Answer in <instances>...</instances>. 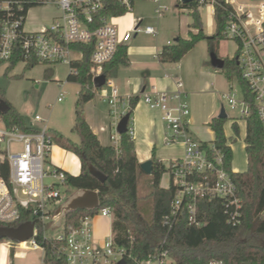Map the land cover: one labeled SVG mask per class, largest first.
Here are the masks:
<instances>
[{
	"label": "built area",
	"instance_id": "built-area-1",
	"mask_svg": "<svg viewBox=\"0 0 264 264\" xmlns=\"http://www.w3.org/2000/svg\"><path fill=\"white\" fill-rule=\"evenodd\" d=\"M126 11L131 10L134 0H117ZM160 15L165 6L160 0H153ZM199 3H213V0H198ZM230 6L223 31L226 39L236 45L233 58L236 59L240 77L245 81L252 94V104L243 94L237 77L229 80V88L222 93L225 103L235 111L239 118L245 120L251 105L264 130V0H225ZM51 5L57 14L50 22L34 30L24 26L25 17L22 11L34 6ZM103 0H0V59L8 60L16 48L24 52V56H34L39 61L48 63H67L70 66L77 50L71 48L73 43L94 41L90 55V74L93 79L102 73L103 65L109 62L117 49L126 44L133 33L144 32L156 34L152 25L141 26L136 22L127 31H120L113 21V16L103 18L102 23L91 28L94 14L102 7ZM27 10V12H28ZM79 52V51H78ZM75 72L74 69H72ZM234 80V81H233ZM182 81H175L173 91L143 92V101L150 108L162 112L167 132L165 142L168 145L181 143L183 155L171 160L167 166L169 183L175 187L169 214L163 218V225L171 227L179 218H185L194 226L203 225L197 208V200L201 197H217L231 207L229 220L237 221L240 200L236 195V186L224 167L223 153L211 142L204 143L193 137L188 126L190 114L186 101L182 99ZM95 88V87H94ZM96 90H99V92ZM99 95L109 104L110 125L114 133L110 135L112 145H119V134L116 126L119 120L129 113V98H121L112 80L106 78L103 86L95 88ZM61 101V97H57ZM34 121L41 122V127L32 124L31 131H23L18 127H8L0 122V223L8 224L20 219L23 209H30V220L35 222L33 235L25 241L7 243L12 249L15 242L22 248L41 250L40 264L43 262V246L35 238L36 224L42 228L46 220L52 222L55 206H59L69 196L61 191L66 186L64 170L51 164L45 165L53 144L52 138L46 134L47 121L40 115H34ZM101 129H104L101 127ZM128 132L133 138L134 131L128 121ZM7 165V178L2 176ZM45 178L50 182L45 183ZM54 206V208H51ZM112 219L109 207L100 208L97 213ZM264 221V211L261 214ZM93 215L84 216L80 227L67 234L61 232L58 240L64 241V256L67 264H115L125 259V250L115 246L112 234L104 243L94 239L91 227ZM46 236V235H45ZM138 264H177L168 250L159 248L149 254ZM210 264H222L212 261Z\"/></svg>",
	"mask_w": 264,
	"mask_h": 264
},
{
	"label": "trees",
	"instance_id": "trees-1",
	"mask_svg": "<svg viewBox=\"0 0 264 264\" xmlns=\"http://www.w3.org/2000/svg\"><path fill=\"white\" fill-rule=\"evenodd\" d=\"M206 3L191 0L187 3L179 1L177 7L187 8L191 17L188 37L178 36L175 40L164 44L156 54L160 62H177L201 39L208 43L209 50L217 53L220 40L225 39V28L229 5L225 0H213V19L215 32L204 35L203 24L199 13V7ZM28 7L22 11L23 18ZM126 12L125 7L117 0H103L102 7L94 14L93 21L89 23L91 28L98 27L103 18L120 16ZM72 49L81 53L80 57L70 63L67 81L80 84V90L74 103V121L72 131L78 136L77 141L62 134L55 128L48 127L46 134L52 138V142L63 149L73 152L80 159V172L76 175L66 173L65 185L75 189H97L99 207L89 211L76 209L69 211L62 219V232H68L80 227V220L84 216L94 215L102 207H109L112 212L111 232L115 246L125 250L127 264H138L149 254L159 248L168 250L177 264H210L218 261L222 264H264V130L251 105L249 115L245 118V152L247 167L243 171H234L231 167L232 151L229 144L233 138L225 136L224 119L214 116L207 125L213 130L214 138L210 142L223 153L224 167L229 172L230 178L236 186V195L240 200L237 221L229 220L231 207L225 205L224 200L217 197H201L197 200L198 214L204 221L201 226L187 223L185 218L177 219L169 227L163 225V218L169 214L171 201L175 194V187L169 183L168 187L160 185V179L168 168L152 155V172L150 174L151 198L150 218L145 220L139 210L137 182L139 168L133 138L128 130L119 134V145H102L97 136L91 130L84 115V105L94 98L95 88L90 74V55L94 47V41L87 43H73ZM23 61L25 68H32L39 63L34 56H24L20 48H16L8 60L6 68L11 70L14 65ZM129 63L126 45H121L113 58L103 65L102 73L106 78L116 75L120 66ZM75 70V72L72 71ZM228 80L236 76L238 84L252 104L253 97L249 89L240 77L239 68L235 58H225L224 67L221 69ZM137 97L129 98L131 114L137 101ZM0 100L5 101L9 109L6 113L0 111V121L8 127H18L23 131H31L33 128L26 124L23 115L4 97V91L0 88ZM232 131L238 135L236 121L232 123ZM207 143L206 141L204 142ZM95 166L105 176V181L90 174L89 165ZM7 165L4 166L2 176L7 178ZM30 220V209H23L19 220L3 224L0 227H18ZM37 234L35 238L43 246L44 264H67L64 256V241L45 236L44 228L36 224ZM5 238H0V240ZM15 264V263H10Z\"/></svg>",
	"mask_w": 264,
	"mask_h": 264
},
{
	"label": "rangeland",
	"instance_id": "rangeland-1",
	"mask_svg": "<svg viewBox=\"0 0 264 264\" xmlns=\"http://www.w3.org/2000/svg\"><path fill=\"white\" fill-rule=\"evenodd\" d=\"M177 0H160L161 4H168L167 10L160 16L155 12L157 4L153 0H135L131 10L126 11L124 14L118 16L125 20L130 18L132 15H143L144 25H152L156 28V35H147L144 33H138L131 42V45L146 47L149 45H158L161 37L166 33L170 34V40H173V37L182 35L187 29H190L187 24L191 22V17L189 14L185 13L183 19L186 22V25L181 27L179 31V16L175 9V3ZM211 6L201 5L199 7V13L203 24V33L208 36L215 32V23L213 19V14L211 12ZM57 11L51 5H41L34 6L30 8L27 12V18L25 21V28L28 30L37 29L41 24L50 22L51 19L56 16ZM182 15H180V18ZM171 30L175 32V36L172 37ZM236 45L232 40L222 39L218 44L217 53L220 57L231 58L235 54ZM187 55L188 58H193L198 60L199 58H204L207 61L208 66L214 70L210 62V53L208 43L205 39H201L189 52ZM73 56L79 57V54H74ZM8 62H3L0 64V88L4 91V97L8 100L12 106H14L24 117L26 124L41 127V122L34 121V115H40L44 120L47 121V124L51 128H57L62 134L71 138L72 140L77 141L78 136L75 132L72 131V125L74 121V103L77 99L78 92L80 90V84L73 81H67V75L70 70V66L67 63L58 62V63H39L32 68H25V63L23 61L17 62L11 70H8L6 66ZM197 65H194L193 62V72L192 76L194 77H204L203 67L199 70ZM220 71L224 73L221 69ZM205 73V72H204ZM188 74L187 71H181L179 77L181 81L184 80L185 76ZM201 75V76H200ZM220 74V81L224 86V92L229 88V83L227 77H224ZM234 81V80H233ZM99 90H96V92ZM61 97V101H57V97ZM99 101L97 96H94L93 102ZM218 111L215 114H219L221 105L224 106L227 117L224 119L225 129H229L232 121L238 118V114L231 110L230 107L225 103L224 98L219 99ZM100 106L107 107L106 103L103 101L98 102ZM187 104L189 107L190 114L188 116L189 120L199 123L202 131H206L205 125H202L200 122L206 121L205 117V107L203 106L202 100L199 101V98L188 94ZM109 106V104H108ZM110 108V107H109ZM199 121V122H198ZM1 122V121H0ZM244 126L242 122L241 126V136L234 138L232 143L233 154H236L238 146L241 145L243 140L242 132ZM193 137L200 139L201 137L194 135ZM203 137H208L204 135ZM54 143L51 146L48 159L45 165L54 164L56 167H61L54 161L53 158V147ZM244 152H240V159L237 160L238 169H242L244 166ZM79 161V159H78ZM234 161V158H233ZM169 177L164 175L163 178ZM147 175L145 173H139L138 182H137V194H138V205L142 217L145 220L150 218V207H151V198L148 196L150 191V183L147 180ZM45 183H49L50 179L45 178ZM61 191L65 192L66 195H71L75 192V188L72 186H61ZM58 206H55L57 208ZM54 208V206H51ZM52 211L51 214H53ZM53 221V220H52ZM100 221V223L98 222ZM97 224L95 229L104 230L106 235L103 236L104 243L106 238L109 236V231L111 227V222L108 217L102 216L101 214H94L91 218V227L93 237L94 228L93 224ZM51 221L46 220V225L44 227V234L48 237H57L62 232V225L56 227H51ZM7 243L10 242L8 239L0 240V264H40L41 250H30L25 249L19 246L15 242V247L9 249Z\"/></svg>",
	"mask_w": 264,
	"mask_h": 264
},
{
	"label": "crops",
	"instance_id": "crops-1",
	"mask_svg": "<svg viewBox=\"0 0 264 264\" xmlns=\"http://www.w3.org/2000/svg\"><path fill=\"white\" fill-rule=\"evenodd\" d=\"M179 1L181 0H177V2L175 3V9L179 16L178 28L180 31L181 27L186 25V22L183 19L184 18L183 15L185 13L189 14V10L187 8L177 7V3ZM208 4L211 6L210 8L213 14V10H214L213 5L211 3H206L204 5H208ZM162 5L165 6L164 11H166L167 5L166 4L165 5L162 4ZM164 11L162 12V14L164 13ZM180 15H182L181 18ZM113 21L118 26L120 31L130 30L136 22H139L141 26H144L143 15H132L130 18H126L125 20H123V18H120L118 16H113ZM47 23L48 22H46L45 24ZM189 24L190 23L187 24L188 27ZM42 25L44 24H41L40 26ZM189 31L196 32L197 30L190 28L187 29L182 35H178V36L187 38ZM170 32L172 37L175 36V32L173 30H171ZM138 33H144V32L133 33L130 40L126 44H124L126 45V51H127L129 63L125 66H120L117 70L116 75L110 79L117 88L118 94L121 96L122 99L135 97V96L138 98L130 114V121L134 131L133 141H134L136 156L139 164L147 160L152 161V155H154L158 161H160L167 167L171 160L175 158H180L183 155V146L181 143H175L172 145L166 144L165 135L167 132V127L165 121L162 118V112L157 108H150L143 101L142 93L150 92V91H173L175 89V81L178 79L181 80V78L179 77V73L183 70L187 71L188 74L185 76L184 80H182V84H183L182 99L187 102L188 94H192L193 97L196 96L197 98H199V101L202 100L203 106L205 107L204 110L205 116H207L205 117L207 119H204L206 120L205 122L202 120L200 121L202 122L201 124L205 125L206 127L205 133L198 125L199 123L195 121L191 122V120H189L188 118L189 130L194 135L198 134V136L201 137L200 140L210 142L214 138V132L207 125V123L217 113L220 102L219 99L221 97V94L225 91L224 86L220 81V77H218L220 74L224 77V73H222L220 69H216L214 67H213L214 70H212V68L208 66L207 61H205L204 58L203 59L199 58L198 60H195L193 58L192 59L188 58L189 56L187 57V55L189 54L188 52L191 49L177 62H160L156 58V54L159 51L160 47L164 44H167L175 40L178 36H175L173 37V40H170L171 38L170 34L167 35L166 33L163 37H161L160 41H158L159 46L156 44L149 45L146 47L135 46L133 44L131 45L133 38L137 36ZM147 35H153V34H147ZM75 54H79V57L81 55V53L78 51H76ZM233 56L231 58H233ZM79 57L74 56L75 59ZM223 59L225 60V58ZM193 62L194 65L195 64L197 65L198 70L201 67H203V74L206 75V78L192 76ZM95 96L98 97L99 101L101 100L104 103H106L107 107L100 106L98 100L93 102V99H91L84 105L85 119L89 124L91 130L97 136L99 142L102 145H112L110 135L114 133V130L113 127L110 125L108 103L104 101L99 95L96 94ZM234 121H236L238 125V135H235L232 131L233 121L230 125V128L227 130L225 129L223 123V129L226 137L233 139L237 138L241 136V126L243 122V126H244L242 132L243 140L241 141V145L238 146V150L236 151V154H233V149L234 152L236 150L235 148H233L231 143L233 140L231 142L229 141L232 151L231 167L234 171H243L247 167V156L245 152V142H244L246 123L244 119L239 117L236 118V120ZM101 127H103L104 129H101ZM204 135H207L208 137L205 138L203 137ZM54 145L55 146L53 147V158L56 164L61 166L58 168L64 170L69 174H73V175L78 174L80 172L79 157L71 151L63 149L62 147L56 144ZM241 151L244 152L243 157L245 161L243 168L238 169L239 167H237L236 164H237V160L240 159ZM51 165L55 166L52 163ZM146 175L148 177L147 180L150 183V174H146ZM164 175H168V173L167 172L163 173L160 179V185L162 187H168L169 177L166 176V178H163ZM76 190L77 189H75V191ZM109 220L111 222L110 218ZM98 222L100 223V221ZM96 225L97 224H95L94 222L93 224L94 236L97 238L96 240L101 243L103 241V236L106 235V233L104 230L95 229ZM111 234L112 232L110 227L109 235Z\"/></svg>",
	"mask_w": 264,
	"mask_h": 264
},
{
	"label": "water",
	"instance_id": "water-1",
	"mask_svg": "<svg viewBox=\"0 0 264 264\" xmlns=\"http://www.w3.org/2000/svg\"><path fill=\"white\" fill-rule=\"evenodd\" d=\"M191 0H181L182 3H187ZM210 62L212 67L216 69H222L225 64V60L219 57L216 53H210ZM106 82V76L101 74L93 79V86L99 88ZM9 109L8 104L0 100V111L6 113ZM130 114L126 113L118 122L116 126V132L121 134L128 130V121ZM218 118L225 119L227 117L225 108L221 105ZM139 168L146 174L152 172V161L147 160L139 164ZM88 170L91 175L99 179L101 182L105 181L106 176L98 170L95 166L89 165ZM99 207V196L97 189L81 188L73 192L68 198H66L54 211V218L51 223V227H56L62 223L63 217L69 212L76 209H83L92 211ZM35 222L33 220L26 221L18 227H0V238H5L11 241L22 242L27 240L33 235ZM115 264H127L123 258ZM246 264H249L248 262Z\"/></svg>",
	"mask_w": 264,
	"mask_h": 264
}]
</instances>
